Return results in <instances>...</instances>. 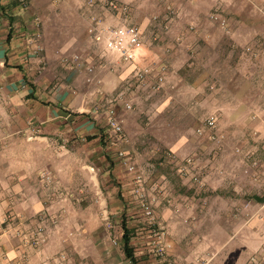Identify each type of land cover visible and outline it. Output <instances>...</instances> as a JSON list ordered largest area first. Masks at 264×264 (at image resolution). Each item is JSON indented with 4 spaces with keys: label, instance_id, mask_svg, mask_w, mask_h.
Here are the masks:
<instances>
[{
    "label": "rangeland",
    "instance_id": "rangeland-1",
    "mask_svg": "<svg viewBox=\"0 0 264 264\" xmlns=\"http://www.w3.org/2000/svg\"><path fill=\"white\" fill-rule=\"evenodd\" d=\"M88 1L0 0L4 20L43 35L49 87L85 68L70 87L86 104L47 128L0 95V264H133L123 218L137 264H264V0H119L126 15ZM94 17L138 25V60L105 53ZM94 219L110 233L100 260L81 227Z\"/></svg>",
    "mask_w": 264,
    "mask_h": 264
},
{
    "label": "crops",
    "instance_id": "crops-1",
    "mask_svg": "<svg viewBox=\"0 0 264 264\" xmlns=\"http://www.w3.org/2000/svg\"><path fill=\"white\" fill-rule=\"evenodd\" d=\"M3 17L0 5V95L11 96L15 115L21 117L24 114L27 120H39V125L51 128L59 125L60 120L65 118L67 105L80 108L83 111L86 107L85 98L82 97V94L78 95L79 98H74L73 88L71 89L70 85L75 79H80L85 68L73 66V70L68 71L65 78V85L63 84L59 88L49 87L58 69L40 67V61L44 57L34 52V37L30 38L27 36L29 33L22 31L16 22L10 23ZM81 227L87 237L83 239L89 241V245L98 247L95 258L100 260V240L106 241V238L110 237V233L104 228L101 219L82 223ZM237 246L238 254L242 255L244 245L238 243ZM55 263L62 262L53 261V264ZM230 263L229 261L228 264Z\"/></svg>",
    "mask_w": 264,
    "mask_h": 264
},
{
    "label": "built area",
    "instance_id": "built-area-1",
    "mask_svg": "<svg viewBox=\"0 0 264 264\" xmlns=\"http://www.w3.org/2000/svg\"><path fill=\"white\" fill-rule=\"evenodd\" d=\"M88 4L92 7L98 5L96 0H89ZM107 5L109 9L120 15H126L128 13V5L120 2L119 0H109L107 2ZM93 19L94 23L89 28L90 35L95 43L102 47L105 53L115 54L117 55L118 59L126 63H134L138 60L143 47V35L138 25L123 22L120 24H115L113 26H105L100 17H94ZM43 39V35L37 33V37L35 38V40H33V43H35L34 52L39 53L43 50ZM75 61L78 62V60ZM86 70L92 75V73H94L95 71V66L91 64L86 67ZM152 72L153 69L151 67L144 66L136 71L135 76H137V80L139 82L147 83L148 77L151 76ZM154 77L156 78V87L160 88L165 79V76L157 73ZM90 80H92V77H89V81ZM126 106L127 108H132V102H127ZM109 109V124L116 133H122L124 127L121 120L115 114V109L112 106H110ZM208 122L209 124L214 123V121L210 119ZM120 154L123 155L124 152H121ZM128 166L131 171H136V165H134L133 163H130ZM138 191L140 192V189H138ZM141 196V204L144 210L147 214L154 217V210L151 203L146 198H144L143 193H141Z\"/></svg>",
    "mask_w": 264,
    "mask_h": 264
},
{
    "label": "trees",
    "instance_id": "trees-1",
    "mask_svg": "<svg viewBox=\"0 0 264 264\" xmlns=\"http://www.w3.org/2000/svg\"><path fill=\"white\" fill-rule=\"evenodd\" d=\"M123 227V240H124V251L129 259L132 260L133 264H137V258L134 252V248L131 244V229L125 218L122 221Z\"/></svg>",
    "mask_w": 264,
    "mask_h": 264
}]
</instances>
